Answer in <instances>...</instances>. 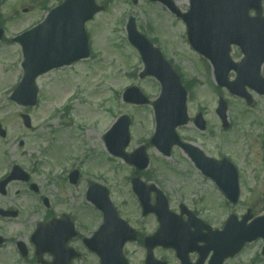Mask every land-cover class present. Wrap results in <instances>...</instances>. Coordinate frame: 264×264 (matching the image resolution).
<instances>
[{"label":"rangeland","instance_id":"rangeland-1","mask_svg":"<svg viewBox=\"0 0 264 264\" xmlns=\"http://www.w3.org/2000/svg\"><path fill=\"white\" fill-rule=\"evenodd\" d=\"M40 1L43 2L40 4ZM61 2L0 0V22L7 29L5 37L9 40L30 29L41 21L52 6ZM96 2L105 5V11L87 25L91 35L92 58L72 67V70H54L37 79L39 101L34 108H20L9 102L11 89L19 83L23 73L20 64L22 56L17 45H10L7 41L9 48H5L2 45L5 43L0 42V122L8 130L9 140L23 135L25 141L21 148L16 140L7 144L0 140L3 158L0 169L8 164L33 166L36 170L33 182L40 189L34 194L27 186H19L18 183L12 185L13 195L20 190L16 201L24 215L20 217L23 218L21 222L14 221L15 228L20 229L22 225L27 229L34 228L36 222L42 219L45 210L41 198L49 199L56 205L52 208L56 215L66 212L89 230L93 225L96 228L100 219H97V214L86 201L85 192L90 187L89 181L102 185V177L114 186L110 189L113 203L124 199L129 205L132 203L129 198L130 185L125 182V178L131 175V168L121 160L110 159L99 136L104 137L121 115L131 119V140H134L129 151L142 144V139H146L148 134L153 135L155 130V118L150 105H128L121 98L123 90L130 85L139 87L151 100L156 99L160 91L154 79H140L138 76L143 65L127 42L126 24L129 17L134 19L138 32H142L149 40L153 38L160 51L168 55L166 59L178 69L183 83L196 80L191 91H188V113L192 118L201 111L208 128L201 132L190 123L179 129V135L186 140L192 139L214 157L230 154L245 172V178L244 172H239V180L242 186L245 180V188L240 204L232 211L242 216L246 208H251L256 215L264 214V169L261 165L264 150L254 139V134L261 133L260 125L264 124V98L256 97L257 106L250 109L241 99L227 94L225 90H216L211 66L205 62L206 68H202L204 63L200 56L193 53L186 41L183 23L172 17L164 6L151 4L148 0H139L137 5H133L132 0ZM185 8L186 2H181L179 9ZM24 9L26 12H23ZM237 52L234 51V57H238ZM130 73L133 74L127 76ZM230 78L233 79V76L230 75ZM68 93H75L76 96L70 101H61ZM219 96L228 104L227 115L232 128L227 134L222 133L220 120L215 115ZM23 113L30 115L35 125L32 131L23 128L20 123L19 115ZM92 120L96 121L92 123ZM89 133L92 136L87 139ZM234 137L237 138L236 142ZM146 149L150 162L147 173L151 174L154 184L161 187L175 203L184 198L186 201L191 198H197L196 201L204 199L206 208L218 215L216 207L222 203L221 197L216 198L211 182L193 169L180 150L176 149L175 152L176 163L172 161L173 158L162 157L149 144H146ZM71 167H77L81 173L78 182L68 186L63 181ZM224 212L223 208L221 215L212 216L213 221L220 220ZM128 250L133 264H139L141 253L138 247L132 246ZM257 250L250 246L243 260L246 256H255Z\"/></svg>","mask_w":264,"mask_h":264},{"label":"water","instance_id":"water-1","mask_svg":"<svg viewBox=\"0 0 264 264\" xmlns=\"http://www.w3.org/2000/svg\"><path fill=\"white\" fill-rule=\"evenodd\" d=\"M191 11L183 15L188 30L189 40L193 47L203 54L219 53L222 64L216 68L217 79L221 85L228 86V70L233 68L238 73L235 83L230 85L234 93L244 95V79L249 85L260 92H264V80L259 77V67L264 62V18L261 16L260 0H191ZM93 0H67L61 7L51 12L48 20L40 27L31 30L18 39L24 48L26 61L23 64L25 77L21 87L25 84L34 85V78L47 71L53 66L61 65L65 50H69L68 57L76 58L87 56L86 35H84V21L91 19L99 10ZM255 9L256 17H249L248 10ZM54 31L57 41L44 47L39 39L41 32L51 35ZM140 37L138 38V40ZM239 45L245 54L243 64L232 65L229 60L230 45ZM53 54L52 60L48 61L44 54ZM155 66V64H153ZM149 67V65H148ZM162 81L163 91L160 99L154 103L157 118V140L168 138L170 143L176 141L175 126L186 124L185 91L179 83L177 75L172 72L168 65L158 63L156 73ZM33 98L36 89H33ZM20 92H16L14 99ZM226 107L222 106L219 111L223 121L225 120ZM27 121V119H26ZM106 197V196H105ZM100 208H105V199H92ZM39 234V233H38ZM38 234L34 236L37 239ZM241 238L253 240L258 236L264 237V218L256 220L249 229L241 231ZM123 233L119 237L120 245L117 248L109 245L105 240L101 243L100 251L103 256V264H111L113 255L119 264H125L121 257V246L124 242ZM244 241V240H242ZM40 248L42 246L40 245Z\"/></svg>","mask_w":264,"mask_h":264},{"label":"flooded vegetation","instance_id":"flooded-vegetation-1","mask_svg":"<svg viewBox=\"0 0 264 264\" xmlns=\"http://www.w3.org/2000/svg\"><path fill=\"white\" fill-rule=\"evenodd\" d=\"M6 141V139H4ZM21 141L18 142V144ZM264 146V144H263ZM23 147V146H22ZM6 168H3L1 166L0 169V182L4 181L6 177L10 175V168L9 166H5ZM28 171V178L29 181H15L18 183L19 186H28L30 189V185L33 182V171L32 170H24ZM15 182H8L4 184V186H0V264H36L35 263V254H34V248L31 243V235L32 232L28 228H20L16 229L14 222V212L17 211L18 216H21V211H19L18 208H16V200L13 195L12 190V184ZM36 187V186H35ZM36 193L40 190L38 186L36 187ZM19 191L16 192L18 194ZM16 196V195H15ZM152 207H155V199L151 200ZM139 206V204H138ZM140 211L139 215L141 214V206H139ZM192 210V212L199 217L200 210L196 204L190 205L189 210ZM18 209V210H17ZM176 213H179L182 211L181 203L173 209ZM136 214H138V207L135 205L134 208L130 209L127 214L124 215V217L129 218L131 220V224L138 229V233H140V236L142 238L141 241V249H142V255L143 258L146 255V249H144L143 240L145 239L143 236L146 234L148 236L149 234H153L158 230L159 226V220L158 217L155 215H148L146 218L142 217L139 221L132 222L134 218H136ZM51 218V215L45 216V220H48ZM184 220H187V216L184 215ZM198 228L194 225L190 226V231L192 233H197ZM70 246L73 247L77 252H79V257L77 259H73L71 261V264H77L81 262V259L83 258V244L82 241H79L78 238L73 239L70 243ZM202 244H197V247H201ZM85 249V248H84ZM85 251V250H84ZM154 256L158 257V255L161 253V249L155 248L153 250ZM160 256V255H159ZM191 263H195L199 258L198 254L196 252H193L189 256ZM44 259L49 264L51 262V256L45 255ZM178 261V260H177ZM84 264H99L97 261V258H95L93 261H85ZM177 264H180L179 261ZM250 264H254L253 261H250Z\"/></svg>","mask_w":264,"mask_h":264},{"label":"bare ground","instance_id":"bare-ground-1","mask_svg":"<svg viewBox=\"0 0 264 264\" xmlns=\"http://www.w3.org/2000/svg\"><path fill=\"white\" fill-rule=\"evenodd\" d=\"M91 136H92V134H91V133H89V135H88V139H89Z\"/></svg>","mask_w":264,"mask_h":264}]
</instances>
